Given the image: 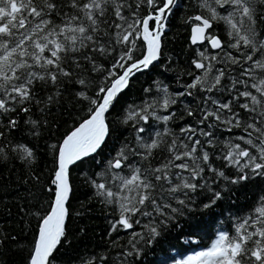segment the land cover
<instances>
[{
  "label": "snow or ice",
  "instance_id": "6c2138e0",
  "mask_svg": "<svg viewBox=\"0 0 264 264\" xmlns=\"http://www.w3.org/2000/svg\"><path fill=\"white\" fill-rule=\"evenodd\" d=\"M0 264H264V0H0Z\"/></svg>",
  "mask_w": 264,
  "mask_h": 264
},
{
  "label": "trees",
  "instance_id": "16d2710c",
  "mask_svg": "<svg viewBox=\"0 0 264 264\" xmlns=\"http://www.w3.org/2000/svg\"><path fill=\"white\" fill-rule=\"evenodd\" d=\"M175 23V22H174ZM182 39H178L176 41L175 44L172 45L173 48L178 49L180 46H182ZM88 190L85 188H81L76 192V199L73 200V204L78 206L79 205V201L81 200H85L87 195H88ZM90 207L93 208V213L91 214V216L87 219V220H80V221H76L74 222L73 226L78 225H90L93 228L97 229V232H101L103 230V226H104V219H103V215L101 214L100 208L97 205H90ZM14 211V209H13ZM91 235V233H90ZM87 239V238H86ZM101 241L99 239V237L96 238V240L94 241H90V243H97L99 244ZM151 258V255L150 257ZM10 260L14 259V257H9Z\"/></svg>",
  "mask_w": 264,
  "mask_h": 264
}]
</instances>
